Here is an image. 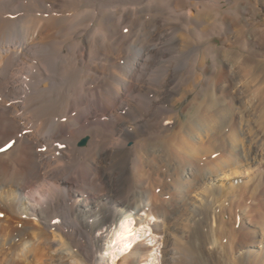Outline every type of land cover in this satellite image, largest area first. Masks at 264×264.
Segmentation results:
<instances>
[{
	"label": "bare ground",
	"instance_id": "obj_1",
	"mask_svg": "<svg viewBox=\"0 0 264 264\" xmlns=\"http://www.w3.org/2000/svg\"><path fill=\"white\" fill-rule=\"evenodd\" d=\"M193 1L0 0V224L6 232L2 233L5 238H0V248L6 250L0 264L151 263L153 248L136 243L137 233L131 235L130 226L133 219L140 226L147 224L146 217L154 216L161 223L154 222L153 229L161 235L162 223L175 218L174 211L155 208L161 201L152 198L146 172L149 164L152 169L153 160L155 164L162 161L159 146L168 143V133L176 139L179 136L177 129L172 132L163 122L171 120L168 115L173 97L178 94L182 99L188 94L189 90H183L188 81L193 85L188 89L196 94V112L201 111L198 85L206 74L202 54L212 60L211 85L223 94L220 101L214 94L209 98L213 106H225L216 115L204 116L193 124L176 117L174 128L191 124L189 140L178 141L177 151L193 164L192 157L199 154L195 137L215 133L244 107L231 129L230 154L216 158L196 180L218 183L225 172L232 176L235 172L231 169L247 163L254 167V174L262 172L258 182L263 183L264 0H243L249 12L242 9V15L238 9L224 12L222 0ZM219 17L220 22L216 20ZM230 32L235 40L233 49L215 52L212 36L224 37ZM243 120L253 121V128H246ZM5 160L8 164H1ZM192 171L188 170L187 178ZM210 203L208 200L203 209ZM139 212L147 216L140 218ZM194 213L202 223L208 216L198 210ZM178 246L180 250L182 244ZM178 246H172L171 251Z\"/></svg>",
	"mask_w": 264,
	"mask_h": 264
},
{
	"label": "rangeland",
	"instance_id": "obj_2",
	"mask_svg": "<svg viewBox=\"0 0 264 264\" xmlns=\"http://www.w3.org/2000/svg\"><path fill=\"white\" fill-rule=\"evenodd\" d=\"M190 2H192L191 0H189ZM194 2V1H193ZM222 6V10L224 12H234L236 11L237 9L239 10L240 14L242 15L241 11L242 9L244 11H246V13L249 12V9H248V5L245 4V2L243 0H232V2L230 4H226L224 3V1L222 0L221 2ZM240 4V5H239ZM242 5V6H241ZM247 5V6H246ZM238 7V8H237ZM241 8V9H240ZM224 12L221 14V16H224ZM262 12V10L260 11ZM259 19H261V17H259ZM219 22L222 20V17H219L218 19ZM205 27V26H204ZM125 31V29H124ZM232 33L230 32L228 34V36H224L223 35H220V34H214L211 38V41L213 42V44L215 45L216 49H215V52H221L223 49H228V48H232V41L234 42V38H233V34L231 35ZM223 37V38H222ZM228 39H227V38ZM223 39V40H222ZM230 40V41H229ZM225 42V43H224ZM227 42V43H226ZM224 43V44H223ZM223 44V45H222ZM227 45L229 47H227ZM219 49V50H218ZM233 49V48H232ZM238 50V49H237ZM121 51V50H120ZM128 52V51H127ZM262 52H264V48H262ZM203 58V61L205 62V65H204V70L206 71V74L203 76L201 82H199V93L201 92V97L200 99L198 100V102L201 104V111H197L196 112V105L193 104V97H196V94H194V92L192 93L191 90L193 88V85H192V81H188L185 83V85L187 86H183V90L185 89L186 91H188V94L185 95L182 99L179 97V95H175L173 97V101L171 102V112L169 113V117L171 118V120H164V124L165 126L168 127V129L170 128V131H177L175 133H177L179 136L176 137L174 136V134H170L168 133V136H167V140H168V143L165 144L164 146L163 145H160L159 146V149H160V155L162 157V161L166 162L163 163L162 161L160 163H163V166L162 164L160 163H157L155 164L152 160V169L150 167V164H149V167L147 168V174L149 173L148 176V180H150L149 182V187H150V191H151V195H152V198L154 199V197L158 200V201H161L159 204H155V208H157L158 210H162V211H165L167 213H172L173 211L175 212V214L178 216L175 215V218L172 219V220H168L166 222H163L162 223V226H161V229H162V232L166 233V234H159L157 235V233L155 234V231L153 229V225L155 224L154 222L156 223H161V220L158 218L155 219L154 216H149V217H146L147 215L144 213V212H139L138 213V216L141 218H145L147 219V224L146 223H143L141 224L140 226L136 225V220L133 219L132 220V226H130L131 228V235H133V233H137L136 234V243H144L146 247L148 248H153L152 251L150 252L151 254V263L148 261L147 262H142L140 264H175L176 260L178 261L177 264H190V263H187V262H190L191 261V264H224L226 262V264H264V181L263 183L262 182H258L260 180H258L262 175V172L260 170H257V172H255V174L253 173L254 172V167L251 166V164H249L250 167H248L247 163H241L242 165L239 167V168H234V170L231 169V172L233 173V171L235 173H233V175L231 176L230 174H228V172H225L222 176H223V179L222 181L220 182H214V181H211V180H206L205 183H203L202 181H198L200 178H201V175L204 174L205 172H207L208 170V167L211 166V164H213L218 158H224V157H227L228 154H230V139H229V136L232 132V130L234 129V127L236 126L237 124V118L238 117H242V113H244V107H239V109H237V112H238V115L236 116V118L232 121L231 120H227L225 123L220 129H218L215 133L214 131L213 132H210L209 134H204L202 135L201 138H198V137H195V141L196 142V145L199 147V154H197L196 156L192 157L191 159L194 160L193 161V164L191 163L192 161L189 159V160H186L185 157H181L179 151H177V142L179 141H183L187 139V141L189 140V137H188V132H189V125H184L183 128H174L173 127V121L176 117H179L181 120H185V121H190L192 124L195 120H199L201 119L202 117L204 116H212V115H216L217 113H219V110L225 106V104H222V106H213V101L211 102L210 100V95L214 94V97L217 101H220V100H223V94H222V91L221 90H215V88L213 87V84L211 85V82H210V77L213 75L212 72H213V64H212V60L211 58H207L204 54L201 55V60ZM209 71V72H208ZM212 74V75H211ZM210 83H209V82ZM205 82V83H204ZM209 83V84H208ZM203 84V86H202ZM207 88L208 89H203V88ZM186 87V88H185ZM191 87V90L188 89ZM213 89V90H211ZM218 91V92H217ZM216 92V93H215ZM219 93V94H218ZM219 95V96H218ZM178 97V98H177ZM217 97H219L217 99ZM222 97V98H221ZM208 98V99H207ZM253 97H251L252 99ZM177 99H180L177 101ZM207 99V100H206ZM215 100V101H216ZM191 103H190V102ZM189 102V103H188ZM209 102V103H208ZM212 103V104H211ZM250 103V102H249ZM187 104V105H186ZM207 105V106H205ZM211 105V106H210ZM249 106V105H248ZM217 107V108H216ZM220 107V108H219ZM226 108V107H224ZM241 108V109H240ZM186 109V110H185ZM214 109V110H213ZM218 109V110H216ZM249 110H252V106L249 107ZM211 111V112H210ZM215 111V112H214ZM213 113V114H212ZM203 114V115H202ZM206 114V115H204ZM209 114V115H208ZM195 115V116H194ZM198 117H197V116ZM201 115V116H200ZM193 116V117H192ZM200 116V117H199ZM196 117V118H195ZM191 118V119H190ZM244 118V117H243ZM190 119V120H189ZM193 120V121H191ZM245 121V123L247 124L246 128H253L254 124H253V121L252 123H247L248 121L246 120H243V122ZM234 122V123H233ZM230 127H229V126ZM252 126V127H251ZM185 128V129H184ZM187 133H184V131ZM232 129V130H231ZM183 131V132H180V131ZM183 133V134H182ZM217 134V135H216ZM221 134V135H220ZM225 134V135H224ZM228 138H227V136ZM223 135V136H222ZM170 136V137H169ZM182 136V137H180ZM184 136V138H183ZM210 136V137H209ZM221 136V137H220ZM225 136V137H224ZM215 139H214V138ZM223 137V138H222ZM170 138V139H169ZM175 138V140H174ZM206 138L208 140H206ZM219 138V139H218ZM180 139V140H179ZM203 139H205L203 141ZM218 139V140H217ZM226 139V141H225ZM173 140V141H172ZM201 140V141H200ZM211 140V141H210ZM220 141V142H219ZM245 143V140H243ZM215 142V143H214ZM82 141L79 143V146H81L82 144ZM222 144V146H221ZM174 145H176V149L172 148V147H175ZM163 146V148H162ZM168 146H169V149H168ZM212 146V147H211ZM225 146H227V148H225ZM167 147V148H166ZM222 147V148H221ZM201 148V149H200ZM248 146H246V151L248 152ZM166 149V150H165ZM172 149L174 152H176V154L178 153V155L180 157H178V155H175L174 152H172ZM208 149V150H207ZM219 149V151H218ZM221 149H225V150H222ZM210 150V151H209ZM163 151V152H162ZM206 151V152H205ZM221 151V152H220ZM162 152V153H161ZM165 152V153H164ZM169 152V153H168ZM201 152H203L201 154ZM212 152L214 154H212ZM223 152V153H222ZM207 153V154H206ZM228 153V154H227ZM168 154V155H167ZM177 156V158L174 156ZM212 154V155H211ZM219 154L221 156H219ZM226 154V155H225ZM164 155L165 157L167 158H164ZM170 155H173V156H170ZM201 155V156H200ZM211 155V156H210ZM168 156V157H167ZM171 159H170V158ZM173 157V158H172ZM201 157V158H200ZM195 158V159H194ZM217 158V159H216ZM175 159H179L177 161H180V162H177ZM211 160L210 163H208L209 161ZM7 162V160H5ZM4 161V162H5ZM168 161V162H167ZM176 163H175V162ZM199 163H198V162ZM2 162L1 164H8L7 163H4ZM189 163V165L187 163ZM207 162V163H206ZM16 163L18 166L19 164L17 162H14ZM151 163V162H150ZM181 165H179V164ZM16 164H13L16 168L18 167ZM160 164V165H159ZM187 164V165H186ZM12 165V166H13ZM157 165V166H156ZM159 165V166H158ZM178 165V166H176ZM183 165V167H182ZM208 165V166H206ZM244 165V166H243ZM167 166V167H166ZM181 166V167H180ZM154 167V168H153ZM161 167V168H160ZM189 167V168H188ZM170 168V169H169ZM187 168V169H186ZM155 169V170H154ZM186 169V170H185ZM189 169H192V175H190L188 178L186 176H188V170ZM252 169V170H251ZM153 170V171H151ZM198 170V171H197ZM203 172H202V171ZM206 170V171H205ZM245 170V171H244ZM170 172V175L167 176ZM185 171V173H183ZM152 172V173H151ZM160 172V173H159ZM162 172V173H161ZM167 172V173H166ZM197 172V173H196ZM158 173V178L156 177ZM181 173L180 176H178L179 174ZM187 173V174H186ZM257 173V174H256ZM162 176H161V175ZM164 174V175H163ZM167 174V175H166ZM177 174V175H176ZM184 174V175H183ZM237 174V176H236ZM245 174V176H243ZM154 175V176H153ZM166 175V176H165ZM183 175V176H182ZM235 175V176H234ZM241 175V176H240ZM252 175V176H251ZM160 176V177H159ZM200 176V177H199ZM239 176V177H238ZM165 177V178H164ZM150 178V179H149ZM174 178V179H172ZM176 178V179H175ZM187 178V179H186ZM231 178V179H230ZM256 180H255V179ZM179 179L181 181H179ZM192 179V180H191ZM198 179V180H196ZM249 179H254L253 181L252 180H249ZM157 180V181H156ZM176 180V181H175ZM189 181L185 182V181ZM159 181V182H158ZM162 183H161V182ZM173 182V185L172 182ZM226 181V182H225ZM229 181V182H227ZM249 181H251V183H254V181H256L255 184H251L249 183ZM157 182V183H155ZM181 182V183H180ZM198 182V183H197ZM165 185H164V184ZM171 183V184H170ZM179 185H178V184ZM194 183V184H193ZM201 183V184H200ZM223 183V184H222ZM238 185H236V184ZM259 183V184H258ZM154 184V185H152ZM162 184V185H161ZM170 184V185H169ZM200 184V185H199ZM208 184V185H207ZM218 184V185H217ZM225 184V185H224ZM229 184H231V186L229 185L228 188L227 186ZM258 184V185H257ZM261 184V185H260ZM151 185V186H150ZM168 188H167V186ZM175 185V186H174ZM185 185V186H184ZM187 185V187H186ZM196 185V186H195ZM253 185V186H252ZM260 187V189H257L256 186ZM171 186V187H170ZM176 188H174V187ZM238 186V187H237ZM244 186H247V187H244ZM156 187V189L154 188ZM180 187L182 189H180ZM184 187V188H183ZM191 187V188H190ZM194 187V188H193ZM208 187V188H207ZM211 187V188H210ZM233 187V188H232ZM243 187V188H242ZM252 187V188H251ZM199 188V189H198ZM227 188V189H226ZM242 188V189H241ZM244 188H248V189H245ZM250 188V189H249ZM168 189H171L170 191ZM186 189V190H185ZM199 192H197V190ZM201 189V190H200ZM203 189V190H202ZM232 189L234 191V193L232 194ZM255 189V190H253ZM166 190V191H165ZM173 190V191H172ZM175 190V191H174ZM179 190V191H178ZM180 190L182 192H180ZM196 190V191H195ZM215 190V191H214ZM247 190V192H244V191ZM251 190V191H250ZM257 190V191H256ZM169 191V192H168ZM177 191V192H176ZM193 191V193H192ZM249 191V192H248ZM167 192V193H165ZM176 192V193H175ZM197 192V193H196ZM206 192V193H205ZM210 192V193H209ZM223 192V193H222ZM240 194H239V193ZM244 192V193H243ZM263 192V193H262ZM162 193V194H161ZM169 193V194H168ZM173 193V194H172ZM179 195H178V194ZM222 193V194H221ZM254 193V194H253ZM256 193V194H255ZM157 196H156V195ZM158 194L162 197H158ZM166 194V195H165ZM177 194V195H176ZM181 194V195H180ZM190 194V195H189ZM201 197H200V195ZM202 194H205V195H202ZM208 194L210 197H208ZM214 194V195H213ZM216 194V195H215ZM244 194V195H243ZM176 195V196H175ZM233 195V196H232ZM240 195L239 199H238V196ZM262 195V196H261ZM170 196V197H169ZM181 198H180V197ZM192 196V197H190ZM198 196V197H197ZM207 196V197H206ZM260 196V197H259ZM179 197V198H178ZM190 197V199H189ZM212 197V199H210ZM214 197V198H213ZM221 197V199L219 198ZM242 197V198H241ZM244 197V198H243ZM257 197V198H256ZM159 198V199H158ZM169 198V200L167 199ZM177 198V199H176ZM194 198V199H192ZM218 198V199H217ZM225 198V199H224ZM256 198V199H255ZM163 201H162V200ZM180 199V200H179ZM197 199V200H196ZM214 199V200H213ZM241 199V200H240ZM245 199V200H244ZM259 199V200H258ZM187 201V202H191L192 205H190L189 203L187 204H183V201ZM191 200V201H190ZM210 201L211 203L210 204H207L204 209H203V206L206 204L207 201ZM223 200V201H222ZM239 202H238V201ZM255 200V201H254ZM167 201V202H166ZM170 201V202H169ZM177 203H176V202ZM195 201V203L193 202ZM204 202V203H200V206H199V202ZM218 201V202H217ZM259 201V202H258ZM166 202V203H165ZM169 202V203H168ZM174 204H173V203ZM213 202V203H212ZM221 202V203H220ZM239 204H238V203ZM241 202V203H240ZM163 203L165 205V208L167 207L168 209L165 210V208H162L164 207L163 206ZM224 203V204H223ZM253 203V204H252ZM180 204V206H179ZM183 204V205H182ZM222 204V205H221ZM237 204V205H236ZM243 204V205H242ZM245 204V205H244ZM252 204V205H251ZM170 205V206H169ZM173 205V206H172ZM211 208H210V206ZM218 205V206H217ZM251 205V206H250ZM162 206V207H161ZM196 206L198 208H196ZM239 206V207H238ZM246 207V209H244V207ZM253 206V207H252ZM175 207V208H174ZM184 207V208H183ZM186 207V208H185ZM192 207V208H191ZM209 207V208H207ZM219 207V208H217ZM248 207H252L251 209H249ZM160 208V209H159ZM182 208V210H181ZM196 208L199 212H203V215L206 217L205 220L203 221H199L200 218H195L196 215H195V211H197ZM200 208V210H199ZM239 208H242V209H239ZM170 209V210H169ZM177 209V210H176ZM187 209V210H186ZM193 209V210H192ZM210 209V210H209ZM168 210V211H167ZM191 210V211H190ZM205 210V211H204ZM209 210V211H208ZM225 210V211H224ZM227 210V211H226ZM231 210V211H230ZM234 210V211H233ZM244 210V212H243ZM250 210V211H249ZM215 211V212H214ZM221 211V212H220ZM242 211V212H241ZM187 214H185V213ZM192 212V214L190 213ZM205 212H206V215H205ZM231 212V213H230ZM183 213V214H182ZM213 213V214H212ZM180 214V215H179ZM191 217H189L190 215ZM246 214V216H245ZM182 215V216H181ZM201 216L203 219H204V216ZM214 215V216H213ZM234 215V216H233ZM182 219H181V217ZM186 217V218H183ZM198 221H194V218ZM190 219H189V218ZM213 217V218H211ZM27 219V215H23V219ZM180 218V219H179ZM192 218V219H191ZM208 218V219H207ZM179 219V220H178ZM202 219V220H203ZM209 219H213L212 221L209 220ZM218 219V220H217ZM224 219V220H223ZM233 219V220H232ZM174 220H177L176 222H174ZM185 222H184V221ZM220 223H216L217 221ZM230 220V221H229ZM129 221H131L129 219ZM174 223H173V222ZM180 221V222H179ZM192 221V222H191ZM207 221V222H206ZM210 221V223L208 222ZM261 222V224L259 222ZM172 222V223H171ZM201 222V223H200ZM212 222V223H211ZM181 223H183L182 225H180ZM197 223L200 225H197ZM208 223V224H207ZM167 224H170V225H166ZM175 226H174V225ZM212 224V225H211ZM225 224V225H224ZM260 224V225H258ZM178 225V226H177ZM187 225V226H185ZM192 225V227H191ZM203 225V226H202ZM214 225L216 227H214ZM173 226V227H172ZM182 226V229L184 228H187V229H190L192 231H189L187 229L185 230H182V229H178ZM185 226V227H183ZM194 226V227H193ZM218 226V227H217ZM223 226V227H222ZM170 227V228H169ZM190 227V228H188ZM213 227V228H211ZM222 227V228H221ZM0 238L2 236V238L4 239L5 238V227L4 225L0 224ZM176 228V230L174 229ZM192 228V229H191ZM194 228V229H193ZM216 228V230H218V232H216V230H214ZM218 228V229H217ZM165 229V230H164ZM212 232H211V231ZM222 230V231H220ZM235 232H233V231ZM262 230V232H261ZM180 233H179V232ZM183 231V232H182ZM188 231V232H187ZM194 231V233H193ZM201 231V233H200ZM250 231V232H249ZM161 232V233H162ZM169 232V233H168ZM171 232V233H170ZM191 232V233H190ZM196 232V233H195ZM216 234H214V233ZM231 232V233H230ZM247 232V233H246ZM4 235H3V234ZM173 233V234H172ZM179 233V234H177ZM182 233V234H181ZM213 233V234H211ZM219 233V234H218ZM222 233V234H221ZM251 233V234H250ZM2 234V235H1ZM185 234V235H184ZM193 234L195 236V240H194V237H193ZM232 234V235H231ZM234 234V235H233ZM256 234V235H254ZM263 234V235H262ZM167 235V236H166ZM192 238H191V236ZM199 235V238H197ZM202 235V236H201ZM211 235V236H210ZM153 238H152V237ZM232 236V237H231ZM253 236V237H252ZM172 237V238H171ZM225 237V238H224ZM220 238V239H219ZM232 238V240H231ZM166 239V241H165ZM173 239V240H172ZM176 239V240H175ZM184 239V240H183ZM189 239V241H188ZM214 239V240H213ZM197 240V241H196ZM199 240V241H198ZM201 240V241H200ZM207 240V241H205ZM210 240V241H209ZM216 240V241H215ZM176 243H174V242ZM184 241V242H183ZM209 241V242H208ZM205 242V243H203ZM214 242V243H213ZM219 244V246L216 244L217 243ZM231 242V243H230ZM237 242V243H236ZM249 242V243H248ZM179 243V244H178ZM186 243V244H184ZM207 243V244H206ZM225 243V244H224ZM230 243V244H229ZM233 243V244H232ZM167 244V245H166ZM181 244H182V247H181ZM189 244V245H188ZM194 244V246L192 245ZM203 244V246L205 247L204 244H206L207 248L209 250H207V248L205 247H201V245ZM214 244V245H213ZM221 244V245H220ZM246 244V245H245ZM165 245V246H164ZM170 245V246H169ZM181 247V249L179 250V246ZM185 245V246H184ZM164 246V247H163ZM169 246V247H168ZM172 246H178V247H175L174 251L171 249ZM212 246V247H211ZM231 246V247H230ZM166 247V248H165ZM188 247V248H186ZM197 247V249H196ZM215 247V248H213ZM227 247V248H226ZM169 248V249H168ZM178 248V249H177ZM213 248V249H212ZM218 248V249H217ZM239 248V249H238ZM3 249V250H2ZM164 249V250H163ZM167 249V250H165ZM196 249V250H195ZM199 249V250H198ZM202 249V250H201ZM211 249V250H210ZM233 249V250H232ZM201 250V251H200ZM217 250V251H215ZM220 250V251H219ZM4 251V252H3ZM165 251V252H164ZM177 251V253H176ZM181 251V255H180V252ZM185 251V252H184ZM188 251V252H187ZM198 253L196 254V256H193L194 255L193 253ZM210 251H214V253L210 252ZM232 251H234L232 253ZM236 251V252H235ZM6 252L5 248L1 247L0 248V256L3 255L4 253ZM130 252L127 251L126 253ZM171 252V253H170ZM200 252V253H199ZM210 252V254H209ZM221 252V254H219ZM107 252H105L106 254ZM168 257H167V255ZM176 253V254H175ZM229 253V254H228ZM165 254V255H164ZM175 254V255H174ZM213 254V255H212ZM218 254V255H217ZM227 254V255H226ZM153 255V256H152ZM173 255V256H172ZM183 255H185V257L183 258V261L181 260ZM190 255V256H189ZM198 255V256H197ZM200 255V257H199ZM208 255V256H207ZM224 257H223V256ZM232 255V256H231ZM170 256V260L168 259ZM176 258H179V259H176ZM207 259H205V257ZM225 256H228L227 259L225 258ZM174 257V258H172ZM188 258V261H185L187 260ZM190 257V258H189ZM192 257V259H191ZM197 257V258H196ZM221 257L222 259L224 260H221ZM230 257V258H229ZM164 258V259H163ZM165 258L167 260H165ZM186 258V259H185ZM204 258V259H203ZM212 258V260H211ZM154 259V261H153ZM185 259V260H184ZM199 259V260H198ZM203 259V260H202ZM220 259V260H219ZM228 261H226V260ZM172 260H175V261H172ZM181 260V261H179ZM196 260V261H195ZM219 260V261H217ZM164 261V262H163ZM170 261V263L168 262ZM193 261V263H192ZM223 263H222V262ZM225 261V262H224ZM118 262V260L116 261V263ZM153 262V263H152ZM175 262V263H173ZM186 262V263H185ZM110 263V261H109Z\"/></svg>",
	"mask_w": 264,
	"mask_h": 264
}]
</instances>
